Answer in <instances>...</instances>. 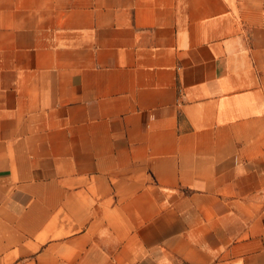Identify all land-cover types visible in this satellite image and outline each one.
Returning <instances> with one entry per match:
<instances>
[{"label": "crops", "instance_id": "1", "mask_svg": "<svg viewBox=\"0 0 264 264\" xmlns=\"http://www.w3.org/2000/svg\"><path fill=\"white\" fill-rule=\"evenodd\" d=\"M0 264H264V0H0Z\"/></svg>", "mask_w": 264, "mask_h": 264}]
</instances>
